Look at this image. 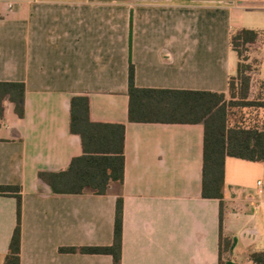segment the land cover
<instances>
[{
  "label": "crops",
  "instance_id": "crops-1",
  "mask_svg": "<svg viewBox=\"0 0 264 264\" xmlns=\"http://www.w3.org/2000/svg\"><path fill=\"white\" fill-rule=\"evenodd\" d=\"M264 33V0H0V83H23L24 115L4 102L0 186L21 190L20 264H112L62 248L113 242L123 201L121 264H252L264 251V163L225 159L219 201L201 197L202 124L128 121V69L139 89L227 93L236 31ZM264 82V43L250 53ZM93 122L122 124L123 184L104 196H55L39 174L82 154L69 131L73 96ZM17 224V201L0 195V264Z\"/></svg>",
  "mask_w": 264,
  "mask_h": 264
},
{
  "label": "trees",
  "instance_id": "trees-1",
  "mask_svg": "<svg viewBox=\"0 0 264 264\" xmlns=\"http://www.w3.org/2000/svg\"><path fill=\"white\" fill-rule=\"evenodd\" d=\"M264 43V33L249 29L236 31L230 46L237 57L236 72L229 78L227 93L139 89L134 85V68L128 69V121L153 124H202L203 154L201 197L219 201V254L230 243L222 235L224 214L223 190L225 159L264 163V82H256L257 64L250 53ZM254 91V92H253ZM23 83H0V119L4 102L13 105L14 113L24 115ZM235 109L240 113L236 120ZM69 131L81 140L82 154L73 158L60 172L39 174L55 196H79L91 193L104 196L111 184H123L124 135L122 124L97 123L91 120L90 101L85 95L73 96L69 105ZM21 190L18 186H0V195L17 201V224L8 253L2 264H20ZM123 201L115 207L113 242L107 247L62 248L67 254L107 255L112 264H121ZM252 264H264V251L249 255Z\"/></svg>",
  "mask_w": 264,
  "mask_h": 264
},
{
  "label": "rangeland",
  "instance_id": "rangeland-1",
  "mask_svg": "<svg viewBox=\"0 0 264 264\" xmlns=\"http://www.w3.org/2000/svg\"><path fill=\"white\" fill-rule=\"evenodd\" d=\"M253 92H254V91H253ZM233 112H234V114L236 115V117H235V118H237L236 120H239V118H240V113H241V114H244L243 112H249V111H245V110H244V111H242V110L240 111V109H235Z\"/></svg>",
  "mask_w": 264,
  "mask_h": 264
}]
</instances>
